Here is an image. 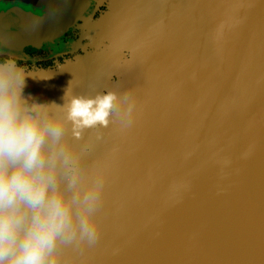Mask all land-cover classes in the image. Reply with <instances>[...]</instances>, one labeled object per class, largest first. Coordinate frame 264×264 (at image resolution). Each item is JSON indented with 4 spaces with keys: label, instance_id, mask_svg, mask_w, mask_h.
Instances as JSON below:
<instances>
[{
    "label": "water",
    "instance_id": "obj_1",
    "mask_svg": "<svg viewBox=\"0 0 264 264\" xmlns=\"http://www.w3.org/2000/svg\"><path fill=\"white\" fill-rule=\"evenodd\" d=\"M2 2L0 52L86 51L31 70L26 93L58 103L66 87L135 85L157 100L155 115L125 143L98 212L101 239L78 254L82 264H264V0H113L95 23L66 0ZM80 20L88 32L65 43ZM109 41L114 52L97 55ZM133 49L148 55L114 63ZM163 111L166 127L158 126ZM185 126L197 148L181 165L173 132ZM80 143L91 167L114 140L100 129ZM186 169L191 192L167 203L169 179Z\"/></svg>",
    "mask_w": 264,
    "mask_h": 264
},
{
    "label": "clouds",
    "instance_id": "obj_2",
    "mask_svg": "<svg viewBox=\"0 0 264 264\" xmlns=\"http://www.w3.org/2000/svg\"><path fill=\"white\" fill-rule=\"evenodd\" d=\"M115 47L102 42L96 54L111 55ZM147 55L133 49L114 63L126 66ZM30 71L14 53L0 52V264H82L78 254L101 239L98 212L125 143L155 115L157 100L130 85L81 93L66 87L60 102L40 101L24 90ZM158 126H167L165 111ZM100 129L114 144L89 167L80 142ZM173 141V156L183 165L197 145L186 126L174 130ZM194 179L191 169L173 175L166 202L179 204Z\"/></svg>",
    "mask_w": 264,
    "mask_h": 264
},
{
    "label": "flooded vegetation",
    "instance_id": "obj_3",
    "mask_svg": "<svg viewBox=\"0 0 264 264\" xmlns=\"http://www.w3.org/2000/svg\"><path fill=\"white\" fill-rule=\"evenodd\" d=\"M49 1V0H43ZM52 1V0H51ZM69 4L73 6H78L81 11L79 16L82 18H87L92 20L93 23L101 22V20L107 16L112 8L113 0H66ZM48 7V6H47ZM49 12L47 11V14ZM53 14V13H52ZM78 16V17H79ZM87 23L84 20L74 23L72 28L66 32L64 37V42L78 40L83 33H87L86 28ZM81 50V49H79ZM80 51L79 53H81ZM20 62L27 65L31 70L39 69H54L58 64H63L66 60L73 59L75 56L73 53H56L54 48L43 49L26 47L24 51L18 53Z\"/></svg>",
    "mask_w": 264,
    "mask_h": 264
},
{
    "label": "rangeland",
    "instance_id": "obj_4",
    "mask_svg": "<svg viewBox=\"0 0 264 264\" xmlns=\"http://www.w3.org/2000/svg\"><path fill=\"white\" fill-rule=\"evenodd\" d=\"M55 50V49H54ZM80 51H82L81 53H79ZM86 53V51H84V50H76V51H73V54H74V56L75 57H77V56H80V55H84ZM74 57V58H75ZM73 58V59H74ZM73 59H70V60H73ZM67 61V60H66ZM65 63V62H64ZM114 78H116V77H114Z\"/></svg>",
    "mask_w": 264,
    "mask_h": 264
}]
</instances>
